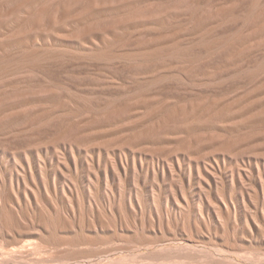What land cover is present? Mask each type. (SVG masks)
Here are the masks:
<instances>
[{
  "label": "rangeland",
  "instance_id": "rangeland-1",
  "mask_svg": "<svg viewBox=\"0 0 264 264\" xmlns=\"http://www.w3.org/2000/svg\"><path fill=\"white\" fill-rule=\"evenodd\" d=\"M0 264H264V0H0Z\"/></svg>",
  "mask_w": 264,
  "mask_h": 264
}]
</instances>
